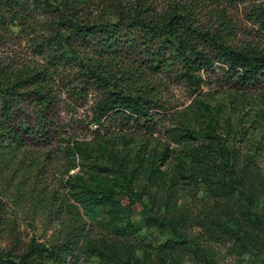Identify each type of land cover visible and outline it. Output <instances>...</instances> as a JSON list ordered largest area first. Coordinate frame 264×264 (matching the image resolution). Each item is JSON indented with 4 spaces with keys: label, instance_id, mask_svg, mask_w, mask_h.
Instances as JSON below:
<instances>
[{
    "label": "rangeland",
    "instance_id": "obj_1",
    "mask_svg": "<svg viewBox=\"0 0 264 264\" xmlns=\"http://www.w3.org/2000/svg\"><path fill=\"white\" fill-rule=\"evenodd\" d=\"M257 3L264 0L228 6L235 42L264 46V32L245 18ZM32 15L8 27L0 68L44 61L32 54L42 12ZM176 70L156 74L166 110L154 122L106 120L103 138L91 141L92 128L77 124L88 104L61 86V138L33 146L41 164L29 170L28 160L0 149V200L22 239L73 238L74 251L47 264H264V83L240 89L216 68L192 91ZM63 74V83L72 77ZM99 179L114 193L102 192Z\"/></svg>",
    "mask_w": 264,
    "mask_h": 264
},
{
    "label": "trees",
    "instance_id": "obj_2",
    "mask_svg": "<svg viewBox=\"0 0 264 264\" xmlns=\"http://www.w3.org/2000/svg\"><path fill=\"white\" fill-rule=\"evenodd\" d=\"M232 1L0 0V41L12 34L9 26L23 27L42 12L32 54L44 60L0 68V149L28 160L29 170L41 164L33 146L61 138V86L76 103L88 104L76 122L92 128L90 140L97 141L106 120L121 128L147 125L166 110L159 72L177 67L192 91L205 82L201 73L216 68L240 89L264 83V46L234 41L238 27L227 14ZM245 18L264 32V4H252ZM64 72L72 74L65 83ZM84 142L90 141L77 143ZM44 153L51 162L50 147ZM97 181L102 192L114 193L116 185ZM8 209L0 200V264L59 263L74 251L70 235L51 245L24 241Z\"/></svg>",
    "mask_w": 264,
    "mask_h": 264
}]
</instances>
